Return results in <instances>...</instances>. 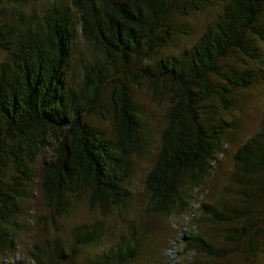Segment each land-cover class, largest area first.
<instances>
[{"label":"trees","instance_id":"trees-1","mask_svg":"<svg viewBox=\"0 0 264 264\" xmlns=\"http://www.w3.org/2000/svg\"><path fill=\"white\" fill-rule=\"evenodd\" d=\"M7 1L22 6L29 0ZM206 7L219 11L191 48L146 65L154 53L187 34L170 24L172 16L187 17ZM23 12L0 17V51L6 53L0 63V253L15 248L2 223L21 212V200L30 197L28 186L35 180L33 163L48 148L53 154L43 162L39 182L45 204L57 216L69 212L73 197L86 196L90 209L104 217L131 202V159L143 152L145 142L143 112L126 82L147 85L155 100L168 104L161 148L145 179L149 209L184 213L192 197L188 184H201L224 137L230 136L232 124L209 125L216 113L208 104L217 102L229 111L235 92L254 83L255 73L244 61L260 57L264 0H57L30 20ZM78 27L88 49L99 54L89 50L80 84L71 74ZM108 85L112 137L87 119ZM235 169L234 182L240 186L235 203H221L219 210L203 205L202 213L211 218L199 222L215 226L204 233L193 227L181 233L174 246L182 243L183 253L206 255L214 264L234 247L246 255L260 251L264 219H256L253 207L264 202V122L235 153ZM99 225L92 230L85 226L83 239L74 232L70 250L59 255V262L34 254L37 264H75L79 249L101 234ZM140 235L122 236L87 264H124L135 258L132 242L142 240ZM216 235L227 244L218 246ZM191 264L200 263L196 258Z\"/></svg>","mask_w":264,"mask_h":264},{"label":"rangeland","instance_id":"rangeland-1","mask_svg":"<svg viewBox=\"0 0 264 264\" xmlns=\"http://www.w3.org/2000/svg\"><path fill=\"white\" fill-rule=\"evenodd\" d=\"M57 0H29L28 4L15 5L7 0H0V17L8 16L13 11H24L25 19L30 20L35 12L46 9ZM69 3V0H61ZM219 9L206 7L203 12H194L190 16H172L170 24L187 33L176 37L161 53H154L147 66H155V61L163 56L176 57L183 50L191 48L202 36L206 27L212 21ZM16 18L20 15L16 13ZM38 17V15H37ZM264 24V18H263ZM76 48L72 60V77L76 83H81L83 78V61L87 63L92 50L84 42L78 27ZM260 57L257 61L245 60V67L251 68L255 73L254 83L247 89H238L233 98L234 105L226 111L217 102L209 103L208 110L215 112L214 120L209 124L228 122L229 137H224L223 149L216 154L212 168L201 181V184H188L190 199L188 209L184 212L154 213L149 209L145 192V179L153 168L157 154L161 148V135L166 127V114L168 104L157 101L152 90L147 85H133L126 82L133 102L143 112L142 131L145 146L141 154L131 159L132 175L128 182V189L132 195L131 202L124 207L114 208L107 216H102L99 211L91 210L86 196L70 198L71 208L63 217L57 216L44 201L39 173L45 160L52 157L53 150H43L33 163L35 180L28 186L30 197L21 200V212L9 219L10 223H2L9 237L15 242V248L4 250L0 253V264H37L34 254L44 261L55 259L60 261L61 253L67 254L73 240V233L83 239L84 227L87 230L99 225L97 239L93 244L79 249L75 264H87L88 260L96 259L100 254L108 252L119 242L122 236L131 232L143 233L144 238L138 243L132 242V247L137 248L136 256L124 264H168V255L177 254L175 264L195 263L196 258L200 264H213L206 255L195 252L183 253L182 243L178 237L185 230L193 227L197 231L206 232L214 228L211 222H199L210 219V215L202 213L203 205H212L217 210L219 204L233 205L237 198L236 192L240 186L234 182L235 153L250 138L255 136L264 122V44L258 42ZM6 58V53L0 51V63ZM135 67V66H134ZM136 68V67H135ZM138 69V68H137ZM133 72L135 71L132 70ZM112 86L105 87L100 94V102L93 109L89 120L90 126L98 127L108 137L114 136L112 131L113 111L111 106ZM208 125V122L205 121ZM256 219H264V202H256L253 207ZM94 227V228H93ZM100 234V235H99ZM260 251L256 255H246L235 247L226 258L214 260V264H264V234L258 238ZM216 244H227L224 236L216 235ZM174 246V247H172ZM178 247V249H177ZM228 247V246H227ZM173 251L170 252L169 249ZM171 257V256H170ZM74 260V261H75ZM210 261V262H209ZM62 264H65L62 262Z\"/></svg>","mask_w":264,"mask_h":264},{"label":"built area","instance_id":"built-area-1","mask_svg":"<svg viewBox=\"0 0 264 264\" xmlns=\"http://www.w3.org/2000/svg\"><path fill=\"white\" fill-rule=\"evenodd\" d=\"M168 262H169V264H175L177 262L176 259H173V254L171 255V258Z\"/></svg>","mask_w":264,"mask_h":264}]
</instances>
